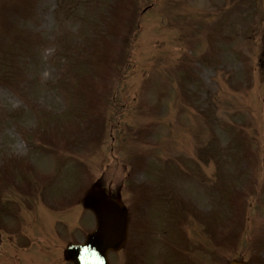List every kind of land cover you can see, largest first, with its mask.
I'll return each instance as SVG.
<instances>
[{
    "label": "rangeland",
    "instance_id": "1",
    "mask_svg": "<svg viewBox=\"0 0 264 264\" xmlns=\"http://www.w3.org/2000/svg\"><path fill=\"white\" fill-rule=\"evenodd\" d=\"M97 182L111 264H264V0H0V264H73Z\"/></svg>",
    "mask_w": 264,
    "mask_h": 264
},
{
    "label": "water",
    "instance_id": "2",
    "mask_svg": "<svg viewBox=\"0 0 264 264\" xmlns=\"http://www.w3.org/2000/svg\"><path fill=\"white\" fill-rule=\"evenodd\" d=\"M84 206L97 217V228L80 244H70L65 256L74 264H110L108 253L119 250L127 239L129 213L121 200L114 199L95 185L84 199ZM230 264H247L233 261Z\"/></svg>",
    "mask_w": 264,
    "mask_h": 264
}]
</instances>
